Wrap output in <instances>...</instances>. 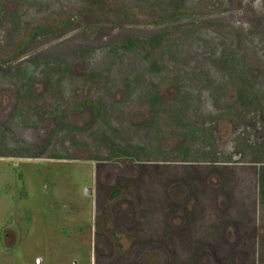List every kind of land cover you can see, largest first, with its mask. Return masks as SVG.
Masks as SVG:
<instances>
[{
  "label": "rangeland",
  "instance_id": "374dc122",
  "mask_svg": "<svg viewBox=\"0 0 264 264\" xmlns=\"http://www.w3.org/2000/svg\"><path fill=\"white\" fill-rule=\"evenodd\" d=\"M0 264H264V0H0Z\"/></svg>",
  "mask_w": 264,
  "mask_h": 264
},
{
  "label": "flooded vegetation",
  "instance_id": "af4514ba",
  "mask_svg": "<svg viewBox=\"0 0 264 264\" xmlns=\"http://www.w3.org/2000/svg\"><path fill=\"white\" fill-rule=\"evenodd\" d=\"M148 103H150V102H148ZM140 110H141V112H147L146 111V108L144 109V108H140ZM151 113V112H150ZM149 113V114H150ZM11 114H13V112L11 113ZM151 118V116H149V117H147V118H145V119H142L139 123H137V124H133V123H128V126L129 127H127L126 126V129H127V132L128 133H135L137 136H136V139H137V137H138V143H140V145L138 146L139 147V150L137 151V154H136V157H140L139 156V154L138 153H140V154H143L144 153V150H145V148L146 147H148V148H150L149 146H151V147H153L154 149H156L157 151H159V152H162V154H163V156H165V157H162L163 159H165V161H168V160H166V159H169L170 158V156H168V155H170L171 153H173L174 151H175V149H177V147H178V149H179V143L183 140V139H177V141H173V138H177V137H170L169 135L168 136H166L161 142H155L153 139L151 140V139H147V135L148 134H150V133H152L153 132V130H154V124H153V122L155 123L156 122V119H155V117H152V119H150ZM69 120V119H68ZM68 120L67 121H64L63 122V119H61L60 121H62V123H66V126L65 127H67L69 124H68ZM148 121H150L149 123H148ZM47 126H48V123L46 124H44V126L41 128V129H39V131H37V130H34L33 129V131H35V133L36 132H39V137H41L42 138V140L44 141V143H45V140H46V143L44 144V146H43V149L45 150V148H47L48 146H50V144H51V140H53V137H52V134L53 133H55V131H57L58 130V128L59 127H57V124H56V126L55 127H50V128H47ZM57 128V129H56ZM46 129V130H45ZM72 130V129H71ZM128 130H130V131H128ZM59 131L60 132H63L64 131V127L63 128H61V129H59ZM58 131V132H59ZM132 131V132H131ZM131 136H132V134H130V138H131ZM153 136V135H152ZM139 138H143V140H140ZM152 138V137H151ZM142 141H143V143H142ZM137 142V141H136ZM174 142V143H173ZM177 142H178V144H177ZM160 144V145H159ZM128 146H129V144H128ZM127 146V147H128ZM51 147V146H50ZM130 147V146H129ZM75 155H77V154H79L78 152V149H77V146H75ZM178 151H180V150H178ZM66 152H68V153H70V149H68V147H67V150H66ZM125 151H120V153H121V158L118 160V161H115V163L114 164H112V165H107V166H105L104 168H103V170L101 169V170H98L97 169V167H95V183H97V181H98V176L96 177V175L99 173V175L102 177V176H105L106 177V175H108L107 176V181H106V184L107 185H110V186H112V185H114V183H117V186L118 185H120L121 184V181L123 180V181H125L124 180V178L128 175V174H130L129 176L130 177H133V176H135V178L138 176V169H136V168H138V167H136L137 166V164H138V162H139V160H137V161H133V160H130V161H128V163H127V158H126V152L124 153ZM80 155V154H79ZM149 157H152L153 156V153H148L147 154ZM69 156V155H68ZM118 158V157H117ZM142 158V157H141ZM113 160H115V159H113ZM168 163V162H167ZM157 164H158V162H157ZM134 165H136V166H134ZM133 169H135L134 171H133ZM147 171V170H146ZM145 172V171H144ZM144 172H142V174L144 173ZM141 173V172H140ZM210 174V173H209ZM211 175V174H210ZM214 176H218L219 177V175L217 174V175H215V174H213ZM212 175V176H213ZM207 176L208 175H206V179H205V181H204V179H201L200 177V173L194 178V177H191V182L193 183V184H198V183H200V184H202V183H204V182H206V180H207ZM212 176H211V178H212ZM101 177H100V180L99 181H101ZM210 177H208V181H207V183H208V185H209V187L208 188H210V187H212V188H215L216 189V187H214L215 185L214 184H211L212 182H210V179H211ZM225 179V178H224ZM99 181H98V183H99ZM219 181H221V183H222V180L221 179H219ZM168 183V185H170L171 187H170V189H169V193H170V195H171V199H174V198H177V197H175V195H173L172 194V190H174V189H178V190H180V189H183L184 188V184H177L176 185V183L174 184V182H167ZM192 184V185H193ZM141 185H142V183L140 182V180L138 181V178H136V182H135V185H134V187H133V190L136 192V194H137V196H140V199H142L141 197H142V195H140V194H138V192H139V189L141 188ZM197 186H199V185H197ZM139 188V189H138ZM123 188L122 187H116V189H112L111 190V192L108 194V195H106V197L105 198H107L109 201H110V203H114V204H112V207H111V214H112V216L114 217V221H121V222H124L125 223V225L123 226L122 224L121 225H119V226H115V229H118L119 227H122V229H124V227H126L127 226V215H126V210L122 207V204H123V200L121 199V197H122V192H120L121 190H122ZM123 191V190H122ZM171 191V192H170ZM87 192H89L90 194L89 195H91L92 194V191L91 190H87ZM193 196H196V198H197V195H196V192L195 193H193L192 194ZM216 196H218V194L216 193L215 194ZM174 197V198H173ZM219 198V199H218ZM221 198L222 197H217V199L218 200H221ZM102 199V198H101ZM227 207L229 208L230 206H231V204L229 203V197L227 196ZM98 200H99V198H98ZM218 204L220 205V209H221V204H220V202L218 201ZM118 207H121V209L120 208H118ZM223 208V207H222ZM231 208L232 207H230L229 209H227V210H231ZM220 212H221V214L220 215H222L223 216V214L224 215H229V216H231V212H228L227 213V211L225 210H220ZM174 217V216H173ZM127 229H129L128 227H126V230ZM128 232H130V230H128ZM230 241H232V240H230ZM171 249H173L172 247H171ZM137 260V259H136Z\"/></svg>",
  "mask_w": 264,
  "mask_h": 264
},
{
  "label": "crops",
  "instance_id": "0c3cea01",
  "mask_svg": "<svg viewBox=\"0 0 264 264\" xmlns=\"http://www.w3.org/2000/svg\"><path fill=\"white\" fill-rule=\"evenodd\" d=\"M168 184V183H167ZM166 188H168V185H166ZM195 193V192H194ZM230 217H232V216H230ZM231 219V218H230ZM242 219V218H241ZM230 221V220H229ZM231 221L232 222H237L238 221V219L236 218V219H234V217L231 219ZM242 221H243V219H242ZM239 222V221H238ZM245 222V220L242 222V223H244ZM253 231H254V229H253ZM249 232L251 233V236L249 237ZM238 234H237V236H238V238H240V237H244L245 239H252L253 238V236H254V233L252 232V231H249V230H243V231H239V232H237ZM168 238H169V241H170V239L172 238V240H173V236L172 235H168ZM249 243L250 244H252L251 243V240L249 241ZM246 244H248V241H247V243ZM215 246H216V244H215ZM173 250H175V246H174V244H173Z\"/></svg>",
  "mask_w": 264,
  "mask_h": 264
},
{
  "label": "water",
  "instance_id": "95a60500",
  "mask_svg": "<svg viewBox=\"0 0 264 264\" xmlns=\"http://www.w3.org/2000/svg\"><path fill=\"white\" fill-rule=\"evenodd\" d=\"M89 193V192H88ZM90 194V193H89Z\"/></svg>",
  "mask_w": 264,
  "mask_h": 264
}]
</instances>
